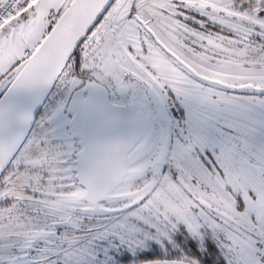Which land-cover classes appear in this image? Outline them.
I'll return each instance as SVG.
<instances>
[{
  "label": "snow or ice",
  "instance_id": "1",
  "mask_svg": "<svg viewBox=\"0 0 264 264\" xmlns=\"http://www.w3.org/2000/svg\"><path fill=\"white\" fill-rule=\"evenodd\" d=\"M0 264H264V0H0Z\"/></svg>",
  "mask_w": 264,
  "mask_h": 264
}]
</instances>
